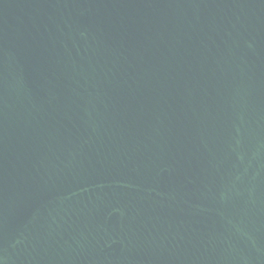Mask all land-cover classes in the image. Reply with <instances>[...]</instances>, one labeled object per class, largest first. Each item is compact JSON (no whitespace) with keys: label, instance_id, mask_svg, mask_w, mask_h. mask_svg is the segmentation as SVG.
<instances>
[{"label":"water","instance_id":"95a60500","mask_svg":"<svg viewBox=\"0 0 264 264\" xmlns=\"http://www.w3.org/2000/svg\"><path fill=\"white\" fill-rule=\"evenodd\" d=\"M0 264H264V0H0Z\"/></svg>","mask_w":264,"mask_h":264}]
</instances>
